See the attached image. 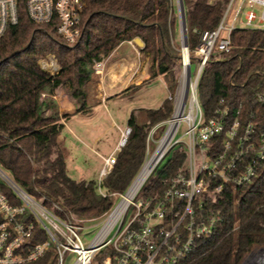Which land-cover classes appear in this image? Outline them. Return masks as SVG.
<instances>
[{
  "label": "trees",
  "instance_id": "trees-1",
  "mask_svg": "<svg viewBox=\"0 0 264 264\" xmlns=\"http://www.w3.org/2000/svg\"><path fill=\"white\" fill-rule=\"evenodd\" d=\"M225 3L226 0H184L190 26L215 28ZM173 13L172 0H87L82 36L69 47L54 22H34L26 6L20 4L18 22L9 24L0 38V165L28 193L48 206L59 205L62 216L90 224L101 221L116 203L112 193L125 192L139 172L146 157L149 130L171 116L173 104L166 99L158 108L139 109L145 114L144 120L138 112L131 113L126 143L117 154L113 169L99 184L95 179L77 180L68 174L67 150L59 140L64 123L57 103L43 94L53 95L63 87L75 103L76 112L90 114L93 105L89 86L95 81V63L107 58L121 43L136 38L143 42L141 52L152 60L148 82L161 75L169 90H175L182 59L180 46L174 44ZM197 39L192 35L193 47ZM49 54L60 65L57 73L40 65V59ZM139 87L132 85L124 93ZM260 95H264V30L236 29L232 32L231 51L214 54L205 66L198 96L206 120L219 107L229 109L225 130L216 138L219 152L223 151L222 142L236 118L240 120L238 136L251 123L255 147L248 150L242 164L261 145L264 102ZM63 117L68 118L69 114ZM184 160L183 150L172 149L141 195L161 194L162 179L174 174ZM0 189L13 203H20L1 180ZM216 198L214 209L221 215L217 231L196 248L190 262L242 264L254 248L264 246V161L252 184L237 189L228 186ZM38 231L36 241L46 240V234ZM29 264H56V259L49 252Z\"/></svg>",
  "mask_w": 264,
  "mask_h": 264
},
{
  "label": "built area",
  "instance_id": "built-area-1",
  "mask_svg": "<svg viewBox=\"0 0 264 264\" xmlns=\"http://www.w3.org/2000/svg\"><path fill=\"white\" fill-rule=\"evenodd\" d=\"M182 3L186 43L181 0H172L173 10L174 5L177 8L182 36V71L176 92L168 96L173 112L149 130L145 160L128 189L123 193H112L116 203L97 223L100 228L95 238L85 244L81 236L85 222L62 216L59 205L48 206L0 167V180L20 201L13 203L0 189V264H29L49 252L55 257L56 264H191L192 253L204 240L215 235L221 220L220 213L214 209L216 195L228 186L234 189L246 187L258 178L264 161V133L258 150L242 164L248 150L254 149L255 145L251 141V123L238 136L240 120L236 118L222 142L224 149L219 152L216 138L225 130L229 109L219 107L215 115L206 120L198 84L212 56L231 51L234 30H264V0H226L215 28H191L198 38L192 48L184 0ZM20 4L26 6L34 22H54L69 47L79 42L87 0H0V38L9 24L18 22ZM128 42L135 46V40ZM39 62L50 73L60 70L52 54ZM193 64H196L195 71ZM104 66L103 60L96 62L95 72L102 73ZM260 101L264 102V95H260ZM182 124L186 127L180 135ZM130 131L131 128H127L123 132L117 151L125 145ZM174 148L184 151V162L174 174L162 179L161 194L142 196L146 183ZM116 159V152L103 157L99 184L109 175ZM99 191L106 195L101 186ZM131 209L133 214L127 219ZM38 230L46 234V240L36 241ZM242 264H264V246L254 248Z\"/></svg>",
  "mask_w": 264,
  "mask_h": 264
},
{
  "label": "crops",
  "instance_id": "crops-1",
  "mask_svg": "<svg viewBox=\"0 0 264 264\" xmlns=\"http://www.w3.org/2000/svg\"><path fill=\"white\" fill-rule=\"evenodd\" d=\"M135 43V46L131 45L128 41L121 43L103 60L105 64V75L103 69V73L95 76V81L89 86L90 103L93 105L90 114L84 115L77 113L75 103L71 99L68 91L63 87L57 88L53 95L47 94L46 96L55 101L58 105L59 114L64 123V128L59 136V140L67 150L68 174L77 180L99 179V173L103 165V157L110 156L114 152L119 153L117 149L122 140L123 132L129 128L128 119L133 111L138 112L141 108H158L162 105V102H160L153 107L147 105L133 107L125 122L126 128L118 129V135L116 134V136L111 139L110 145L114 147L108 153L100 151L99 143L109 128L117 126L114 118L110 119L108 128L95 133L91 138L90 135H88L90 134L87 126L89 123H84V119L88 117L91 118L95 115L100 105L108 110L109 105L113 102L132 100L138 93L148 89L152 85L153 80L148 82L151 77L150 66H148L147 62L141 60V45L136 41ZM104 77H107V81L105 82ZM132 85H140V87L128 93H124V91ZM65 114H69V117L64 118L63 116ZM71 121L75 122L78 131L70 125ZM91 124L93 125L92 128L97 131V121ZM86 135L87 138H90L89 142L86 141ZM77 141L88 146L94 156L85 152L81 146L82 144H78Z\"/></svg>",
  "mask_w": 264,
  "mask_h": 264
},
{
  "label": "rangeland",
  "instance_id": "rangeland-1",
  "mask_svg": "<svg viewBox=\"0 0 264 264\" xmlns=\"http://www.w3.org/2000/svg\"><path fill=\"white\" fill-rule=\"evenodd\" d=\"M173 20H174V25H175V29H176V38L174 40V44L176 47L180 46V48H181L182 36L180 33V27H179L176 5H174ZM188 28H189V32H190L189 33V41H190V46L192 48L193 47L192 46V35L193 34L191 31L192 27L190 26L189 22H188ZM135 45H136V43H135ZM176 49H178V48H176ZM140 57H141L142 61H145L148 63V66H151V62H152L151 58L147 57L146 55H144L142 53H141ZM58 65H59V63H58ZM195 68H196V64H193V71H195ZM103 72L105 75V66H104ZM97 75H99V74H97L95 72V76H97ZM179 79H180V76H179ZM105 81H107V77H104V82ZM178 83H179V80H178ZM176 90H177V88L175 90H169L168 83H166L164 77L160 75L153 80L152 85L148 89H145L142 92L138 93V95H136V97L134 99L125 100L123 102H117V101L113 102L112 104L109 105L108 110L104 109L103 106L100 105L97 108L95 115H93L91 118L88 117V118L84 119L85 120L84 123H86V124L89 123L87 126L89 128L90 134H88V135H90V138H91V136H93L95 133H98V132L102 131L103 129L108 128L110 125V119L114 118L117 126L114 128H109L106 131L105 136L102 138V140L99 143L100 151H102L103 153H108L114 147L113 145H110L111 139L114 136H116V134L118 135V132H119L118 129H120V128L125 129L126 128L125 122H126L127 117L129 116L130 110L133 109V107L144 106V105L153 107V106L158 105L160 102H162V104H163V102L166 99H168V96L171 93H175ZM138 115H139L140 119L144 120L145 114L143 112H138ZM94 121H97V124H98L97 131L92 128L93 125L91 123H93ZM70 125L74 129L77 130L74 121H71ZM185 127H186L185 124H182L180 135H182L184 133ZM85 137L87 138V135ZM90 138H87L86 141L89 142ZM77 143L80 145L82 144L81 146L85 152H88V154L93 155V153L90 151L88 146H86L84 143H80L78 141H77ZM74 149H76V148H74ZM0 167L6 173L10 174L9 171L7 169H5L3 166L0 165ZM132 214H133V210L131 209L127 215V219H129L132 216ZM99 228L100 227L98 226V224H95V223L94 224H90V223L85 224V228L81 232V236H82L85 244L89 243L90 241H92L95 238V236L97 235V233L99 231Z\"/></svg>",
  "mask_w": 264,
  "mask_h": 264
},
{
  "label": "water",
  "instance_id": "water-1",
  "mask_svg": "<svg viewBox=\"0 0 264 264\" xmlns=\"http://www.w3.org/2000/svg\"><path fill=\"white\" fill-rule=\"evenodd\" d=\"M181 11H182V28H183V39H184V43H186V28H185V13H184V6L181 0ZM136 42H138L141 46L143 45V42L141 41L140 38H136L135 39Z\"/></svg>",
  "mask_w": 264,
  "mask_h": 264
},
{
  "label": "bare ground",
  "instance_id": "bare-ground-1",
  "mask_svg": "<svg viewBox=\"0 0 264 264\" xmlns=\"http://www.w3.org/2000/svg\"><path fill=\"white\" fill-rule=\"evenodd\" d=\"M186 85H187V81L185 80V82H183V91L185 92L186 89Z\"/></svg>",
  "mask_w": 264,
  "mask_h": 264
}]
</instances>
